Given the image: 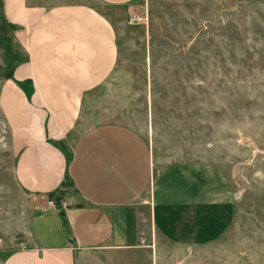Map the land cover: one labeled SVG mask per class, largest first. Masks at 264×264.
<instances>
[{"label": "crops", "instance_id": "0c3cea01", "mask_svg": "<svg viewBox=\"0 0 264 264\" xmlns=\"http://www.w3.org/2000/svg\"><path fill=\"white\" fill-rule=\"evenodd\" d=\"M139 1L0 0V117L33 208L2 264H165L155 235L192 251L229 228L232 191L214 166L168 160L121 123L77 126L83 100L117 67L120 25ZM54 193L70 206L48 209Z\"/></svg>", "mask_w": 264, "mask_h": 264}, {"label": "rangeland", "instance_id": "374dc122", "mask_svg": "<svg viewBox=\"0 0 264 264\" xmlns=\"http://www.w3.org/2000/svg\"><path fill=\"white\" fill-rule=\"evenodd\" d=\"M129 11L146 19L129 25L125 11L117 67L83 100L77 126L121 123L162 157L223 174L234 203L229 228L192 251L155 235L165 264H264V0H140ZM13 169L0 117V264L21 248L33 209Z\"/></svg>", "mask_w": 264, "mask_h": 264}, {"label": "built area", "instance_id": "2783aa9c", "mask_svg": "<svg viewBox=\"0 0 264 264\" xmlns=\"http://www.w3.org/2000/svg\"><path fill=\"white\" fill-rule=\"evenodd\" d=\"M128 14H129L128 15V24L129 25L136 24L137 22H140V21L146 19V16L143 19L131 11H129ZM58 197H59V194L56 193V195L54 197L49 198V200L47 201L48 209H54L57 211H64L65 208L70 206V203H68L66 200L63 201L62 199H60ZM56 198H58V199H56Z\"/></svg>", "mask_w": 264, "mask_h": 264}, {"label": "trees", "instance_id": "16d2710c", "mask_svg": "<svg viewBox=\"0 0 264 264\" xmlns=\"http://www.w3.org/2000/svg\"><path fill=\"white\" fill-rule=\"evenodd\" d=\"M56 194L54 193V194H50L49 195V198H51V197H54ZM57 197V196H56ZM58 198H60V196L58 197ZM58 198H56V199H58Z\"/></svg>", "mask_w": 264, "mask_h": 264}]
</instances>
